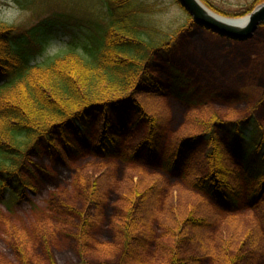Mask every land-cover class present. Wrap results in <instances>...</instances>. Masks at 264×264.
<instances>
[{
    "label": "trees",
    "instance_id": "obj_1",
    "mask_svg": "<svg viewBox=\"0 0 264 264\" xmlns=\"http://www.w3.org/2000/svg\"><path fill=\"white\" fill-rule=\"evenodd\" d=\"M105 1L106 22L102 28L82 41L70 42L68 48L43 61L32 62V53L46 38V22L21 29L0 20V203L26 198L32 186L24 179L23 169L30 155L57 150L60 139L68 146L74 138L71 133L85 142L91 127L97 126L99 133L89 143V154L108 156L119 153L127 137L121 130L124 118L143 121L145 135L134 152L142 150L145 158H158L164 142L162 121L146 108L151 98L164 92L156 76L157 59L170 52L179 32L196 24L187 15L185 24L164 31L148 19L157 10L146 0ZM261 1L255 0L247 12ZM175 2L180 6L178 0ZM177 75L175 84L185 83ZM175 94L189 100L188 95ZM187 123L181 136L173 140L174 146L162 162L163 170L179 171L185 187L214 217L217 210L203 198L220 208L236 209L243 196L239 181L255 182L249 198L258 197L264 190V134L253 116L227 117L204 107L189 115ZM249 127L251 130H247ZM137 174L144 179L136 180L129 189L127 203L115 224L121 234L122 258L128 262L135 255L141 263V252L153 240L149 219L158 217L161 205H169L171 197H165L159 174ZM86 195V210L78 214L75 237L81 247L87 244L92 212L101 202L97 181L92 182ZM196 209L191 206L185 214L174 208L163 211L170 215L171 225H163L167 251L160 264H195L192 261L196 259L189 255L191 247L199 243L200 232L207 237L211 224ZM258 225L257 237L264 239V216ZM252 237L249 232L241 244L225 246L218 256L214 255L218 264H252L257 248H245ZM38 264L62 263L49 256L47 262ZM67 264L90 263L80 258Z\"/></svg>",
    "mask_w": 264,
    "mask_h": 264
},
{
    "label": "rangeland",
    "instance_id": "obj_2",
    "mask_svg": "<svg viewBox=\"0 0 264 264\" xmlns=\"http://www.w3.org/2000/svg\"><path fill=\"white\" fill-rule=\"evenodd\" d=\"M201 1L210 10L229 18L244 17L255 2ZM146 2L157 10L148 19L158 28L172 31L186 23L188 14L175 0ZM11 4L22 10V15L11 24L21 29L48 24L43 44L33 50L32 62L65 50L72 41L84 40L106 22L105 0H0V9ZM157 61L156 76L164 92L158 98H151L146 108L162 121L164 142L158 158L147 159L142 150L134 152L146 131L145 123L135 122L134 118H124L121 130L127 137L117 154H89V143L99 133L96 126L87 131L85 142H79L68 131L74 137L68 146L60 139L57 150L30 155L23 177L31 184V190L18 202H7L8 206L0 203V264H38L47 262L49 256L62 264L75 263L80 258L90 264H160L166 256L163 252L167 251L162 240L163 225H171L170 215L163 211L174 208L185 214L191 206L197 207V214H203L211 222L207 237L200 232L199 243L191 247L190 258L196 259L192 263L218 264L214 255L218 256L225 246L238 244L252 232L253 237L245 248L253 251L256 247L252 264H264V239L257 237L256 232L258 221L264 216V190L250 199L255 182L239 181L243 196L236 209L220 208L203 196L217 210L214 217L201 207L203 203L195 198L198 196L185 187L180 172L164 171L162 163L174 146L173 140L187 127L189 115L204 107L227 117L252 115L264 134V25L250 38L240 41L194 25L179 32L170 52L158 56ZM174 74L181 76L185 83L175 84ZM176 92L188 95L189 100L176 97ZM135 171L159 174L165 184V197H171L169 205H161L160 215L149 219L153 240L141 252V263L135 255L128 262L122 258L121 234L115 224L123 213L129 189L136 180L144 179ZM94 181L102 193L101 202L92 212L87 244L81 247L75 238L80 223L78 214L86 210V193ZM176 190L179 191L172 194ZM18 244L22 246L18 248Z\"/></svg>",
    "mask_w": 264,
    "mask_h": 264
},
{
    "label": "water",
    "instance_id": "obj_3",
    "mask_svg": "<svg viewBox=\"0 0 264 264\" xmlns=\"http://www.w3.org/2000/svg\"><path fill=\"white\" fill-rule=\"evenodd\" d=\"M192 21L231 40H246L264 23V1L244 17L229 18L210 10L201 0H178Z\"/></svg>",
    "mask_w": 264,
    "mask_h": 264
},
{
    "label": "clouds",
    "instance_id": "obj_4",
    "mask_svg": "<svg viewBox=\"0 0 264 264\" xmlns=\"http://www.w3.org/2000/svg\"><path fill=\"white\" fill-rule=\"evenodd\" d=\"M22 15V10L15 4H11L9 7L0 9V19H3L6 23H13Z\"/></svg>",
    "mask_w": 264,
    "mask_h": 264
}]
</instances>
